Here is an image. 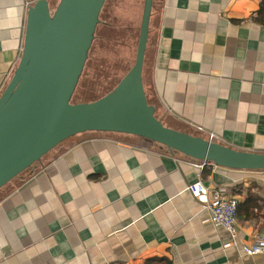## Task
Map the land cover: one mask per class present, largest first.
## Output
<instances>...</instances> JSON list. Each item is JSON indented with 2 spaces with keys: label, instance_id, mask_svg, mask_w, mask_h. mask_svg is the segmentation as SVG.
Here are the masks:
<instances>
[{
  "label": "crops",
  "instance_id": "crops-1",
  "mask_svg": "<svg viewBox=\"0 0 264 264\" xmlns=\"http://www.w3.org/2000/svg\"><path fill=\"white\" fill-rule=\"evenodd\" d=\"M32 3L0 0V93ZM142 82L166 126L264 153V0H153ZM197 163L130 134L70 137L0 189V264H264L240 248L264 238V170ZM199 178L245 201L234 239L187 190Z\"/></svg>",
  "mask_w": 264,
  "mask_h": 264
},
{
  "label": "water",
  "instance_id": "water-1",
  "mask_svg": "<svg viewBox=\"0 0 264 264\" xmlns=\"http://www.w3.org/2000/svg\"><path fill=\"white\" fill-rule=\"evenodd\" d=\"M153 0H143L135 60L107 93L70 102L105 0H33L19 60L0 93V188L72 136H139L198 161L264 170V153L239 150L164 125L148 102L142 66Z\"/></svg>",
  "mask_w": 264,
  "mask_h": 264
},
{
  "label": "rangeland",
  "instance_id": "rangeland-1",
  "mask_svg": "<svg viewBox=\"0 0 264 264\" xmlns=\"http://www.w3.org/2000/svg\"><path fill=\"white\" fill-rule=\"evenodd\" d=\"M57 2L50 3L51 10ZM142 4L143 0H105L70 102H89L99 98L110 91L133 65Z\"/></svg>",
  "mask_w": 264,
  "mask_h": 264
},
{
  "label": "built area",
  "instance_id": "built-area-1",
  "mask_svg": "<svg viewBox=\"0 0 264 264\" xmlns=\"http://www.w3.org/2000/svg\"><path fill=\"white\" fill-rule=\"evenodd\" d=\"M209 137L212 138L213 134H209ZM207 164L216 166L210 161H198L197 166L201 169ZM187 190L202 208L208 211L209 220L213 225L225 228L234 239L237 225V197L227 195L225 188L221 186L209 188L200 178L188 184ZM240 248L246 255L263 253L264 238L257 236L253 242L241 244Z\"/></svg>",
  "mask_w": 264,
  "mask_h": 264
},
{
  "label": "trees",
  "instance_id": "trees-1",
  "mask_svg": "<svg viewBox=\"0 0 264 264\" xmlns=\"http://www.w3.org/2000/svg\"><path fill=\"white\" fill-rule=\"evenodd\" d=\"M37 163V162H36ZM36 163H34L32 166H30L28 169L30 170V168H32ZM28 169H26V170H24L22 173H20L18 176H20V175H22V174H26L27 172H25V171H27ZM18 176H16V177H18ZM15 177V178H16ZM1 189V188H0ZM242 209H245V201H243V202H238V204H237V213H241V210Z\"/></svg>",
  "mask_w": 264,
  "mask_h": 264
}]
</instances>
